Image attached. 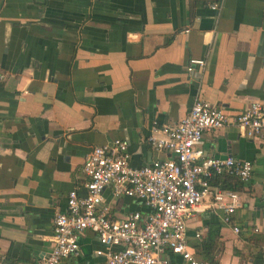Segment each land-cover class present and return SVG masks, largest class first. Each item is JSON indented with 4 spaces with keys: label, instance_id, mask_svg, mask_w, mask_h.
<instances>
[{
    "label": "crops",
    "instance_id": "0c3cea01",
    "mask_svg": "<svg viewBox=\"0 0 264 264\" xmlns=\"http://www.w3.org/2000/svg\"><path fill=\"white\" fill-rule=\"evenodd\" d=\"M193 59L205 67L190 73ZM198 99L231 119L264 104V0H0V264L49 254L56 214L72 190L85 195L93 148L127 141L135 168L172 159L148 138ZM198 149L254 170L232 190L240 207L230 223L205 207L188 222V248L208 264H264V134L229 124L205 133ZM105 200L113 220L149 212L111 188ZM209 236L211 256L194 247ZM79 242L62 264L105 263L96 234Z\"/></svg>",
    "mask_w": 264,
    "mask_h": 264
},
{
    "label": "built area",
    "instance_id": "2783aa9c",
    "mask_svg": "<svg viewBox=\"0 0 264 264\" xmlns=\"http://www.w3.org/2000/svg\"><path fill=\"white\" fill-rule=\"evenodd\" d=\"M213 10L218 5L212 6ZM204 60H191L189 71L203 69ZM233 124L249 138L264 134V104L252 103L235 118L202 99L196 100L179 122L154 127L148 138L155 153H170L172 159L154 160L135 168L131 164L129 143L116 140L92 149L86 156L83 174L87 178L85 195L78 189L69 193L67 208L54 218L53 246L49 254L29 264H62L77 257L80 237L91 231L99 239L98 255L104 264H169L165 255L180 256L184 264H208L188 248V222L201 208L223 210L224 221L240 207L239 195L211 185L218 175L235 177L246 183L253 176L251 162L232 157H204L198 149L204 134ZM111 188L115 198L143 202L148 214L134 212L124 220H113L105 192ZM239 233V229L235 228ZM197 239L201 233L196 234Z\"/></svg>",
    "mask_w": 264,
    "mask_h": 264
},
{
    "label": "trees",
    "instance_id": "16d2710c",
    "mask_svg": "<svg viewBox=\"0 0 264 264\" xmlns=\"http://www.w3.org/2000/svg\"><path fill=\"white\" fill-rule=\"evenodd\" d=\"M211 185L219 187L223 190H236L239 186V180L235 177L229 176V175H218L214 176L211 180H209ZM214 238L212 236H209L207 240L197 243L194 247L197 251L200 253H203L207 256H211L213 253V249L215 245L213 244ZM210 264H213V262H210Z\"/></svg>",
    "mask_w": 264,
    "mask_h": 264
}]
</instances>
